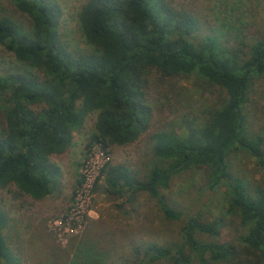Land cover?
<instances>
[{"label": "trees", "instance_id": "16d2710c", "mask_svg": "<svg viewBox=\"0 0 264 264\" xmlns=\"http://www.w3.org/2000/svg\"><path fill=\"white\" fill-rule=\"evenodd\" d=\"M9 2L29 26L0 17V45L35 71L0 75V189L13 185L34 200L55 195L62 173L51 157L68 150L89 114L97 113L89 145L128 146L149 128L145 90L151 74L195 76L224 92L222 104L201 124H187L184 134H152L159 164L142 180L123 165H105L104 190L118 198L128 194L129 201L146 193L165 219L179 221L181 214L159 191L178 172L205 168L207 186L225 188L227 212L239 219L244 235L237 244L218 241L221 219L189 217L176 249L144 243L134 249L136 264H264V187L248 186L229 162L245 152L264 168V141L250 135L246 113L252 86L264 79V41L233 46L215 35L196 36L198 21L163 0H86L77 16L92 47L86 53L62 40L56 0ZM8 221L0 209V264H19L3 235Z\"/></svg>", "mask_w": 264, "mask_h": 264}, {"label": "rangeland", "instance_id": "374dc122", "mask_svg": "<svg viewBox=\"0 0 264 264\" xmlns=\"http://www.w3.org/2000/svg\"><path fill=\"white\" fill-rule=\"evenodd\" d=\"M85 1L56 0L62 13V40L70 49L90 53L92 47L86 43L77 18ZM163 1L198 21L196 36L215 35L233 46L238 42L264 41V0ZM2 16L29 26V19L9 0H0ZM23 70L35 71L0 45V75ZM145 91L151 119L148 131L135 143L105 149L97 143L89 145L97 116L91 113L73 134L68 150L51 157L62 173L55 195L34 200L13 185L0 189V209L9 219L3 235L19 264H136L134 249L144 243L176 249L181 244L182 224L189 217L208 222L221 219L223 227L218 241L237 244L244 235L239 219L227 212L225 188L207 186L205 168L180 171L171 178L168 189L159 191L165 203L181 214L179 221L165 219L157 200L146 193L130 201L128 194L118 198L107 193L100 175L88 194L84 193L82 170L95 147L108 156L106 165H123L142 180L153 165L159 164L151 149L152 134H184L187 124H201L225 98L219 87L195 76L163 78L154 72ZM3 109L4 103L0 102V132L5 127ZM246 113L250 135L264 141V79L252 86ZM229 162L232 174L248 186L264 187V168L257 165L255 158L237 152Z\"/></svg>", "mask_w": 264, "mask_h": 264}, {"label": "built area", "instance_id": "2783aa9c", "mask_svg": "<svg viewBox=\"0 0 264 264\" xmlns=\"http://www.w3.org/2000/svg\"><path fill=\"white\" fill-rule=\"evenodd\" d=\"M99 146L101 145L99 144ZM108 160V156L99 147H95L92 152H90L88 160L85 162L82 170L85 194H88L92 188V184L100 175L101 169L106 165Z\"/></svg>", "mask_w": 264, "mask_h": 264}]
</instances>
